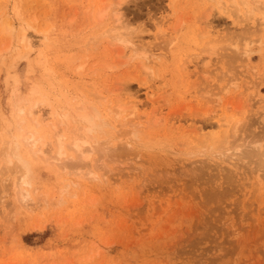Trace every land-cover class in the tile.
Segmentation results:
<instances>
[{
  "label": "rangeland",
  "instance_id": "obj_1",
  "mask_svg": "<svg viewBox=\"0 0 264 264\" xmlns=\"http://www.w3.org/2000/svg\"><path fill=\"white\" fill-rule=\"evenodd\" d=\"M231 6L0 0V146L17 129L22 136L40 128L48 145L58 132L68 141L77 128H53L55 112L84 106L104 120L86 168H73L78 160L70 153L53 162V145L43 157L22 150L29 186L18 185L15 158L0 166V264H264V156L252 154L264 151V26L260 12L245 21ZM115 24L118 38L138 39L145 52L131 60L130 46L106 33ZM21 29L29 44L19 41ZM27 45L19 60L16 47ZM144 57L147 71L136 68ZM121 99L139 103L144 135L128 140L129 125L117 126ZM230 114L239 123L224 136L216 121ZM202 135L208 149L196 143ZM19 188L28 191L26 206Z\"/></svg>",
  "mask_w": 264,
  "mask_h": 264
},
{
  "label": "bare ground",
  "instance_id": "obj_2",
  "mask_svg": "<svg viewBox=\"0 0 264 264\" xmlns=\"http://www.w3.org/2000/svg\"><path fill=\"white\" fill-rule=\"evenodd\" d=\"M230 1V0H229ZM238 1H240V3H241V6L240 7H243L244 9H245V11H243V13H241L242 12V10L241 11H239L238 10V8H237V6H236V4H238L239 5V3H238ZM251 1V0H250ZM249 1V3L247 2V0L245 1V0H231V4H232V8L234 7V9H235V11L238 13V14H242V15H244L245 16V18L243 19V20H245V21H247V20H249V19H251L250 17H251V14L252 13H254V12H257L258 14H259V12H260V14H259V18H257V19H260L259 21H260V27H262V26H264V8L262 9V7H261V5H260V8H259V6L257 5V3H260L262 0H255L254 1V5H252L251 4V2H253V1H251L250 2ZM119 4H120V2H119ZM118 4V6H120ZM118 6H114V8H116L117 10H118ZM264 7V6H263ZM114 8H112V9H114ZM229 7L227 6V9H228ZM237 8V9H236ZM107 9H110L109 7H106V9H104V11H102L101 13H99V18L101 19L102 18V16L104 15V14H106L105 12V10H107ZM226 9V11L227 12H229L228 10ZM242 9V8H241ZM260 9H262V10H260ZM115 11V12H117L116 14H115V12H114V15L113 16H115V18H114V21H115V19H116V24H121L119 21H118V19H119V17L120 16H122L120 13L121 12H119V10L118 11ZM229 10H230V8H229ZM111 11V10H110ZM119 12V13H118ZM104 13V14H103ZM116 15H117V17H116ZM253 15V14H252ZM105 16V15H104ZM103 16V17H104ZM254 16V15H253ZM235 17H237L238 18V16H237V14H235L234 15V17H233V19H232V23L234 24L235 22L236 23H241L240 21H241V19H237V18H235ZM105 18V17H104ZM239 18H240V16H239ZM255 19V18H254ZM114 23V22H113ZM236 23H235V25H236ZM116 24H115V27L113 26V27H111L110 28V30H109V32L110 31H112V32H106V33H108V35L110 34V36L111 37H113L112 39L115 41H121L122 43H123V41L125 42V45H126V49H128L129 48V46H130V52H132V54L134 55H131V53H130V55H131V57L132 58H130L131 60H133V59H135V53L136 52H145V50L144 49H142V50H144V51H142L141 50V48H139V44H140V41H138V39H136L137 41L136 42H133V40L131 41V40H128V41H125L124 40V37H123V35H122V37L123 38H118L119 37V35H120V33L118 32V30H116L115 28H116ZM114 25V24H113ZM240 25V24H239ZM7 28L9 27V26H6ZM114 28V29H113ZM10 29H11V27H10ZM128 29V28H127ZM130 29V28H129ZM132 29V28H131ZM12 30V29H11ZM116 30V31H115ZM125 30V29H124ZM131 32H132V30H130ZM125 32H127V31H125ZM134 32V31H133ZM9 33V32H8ZM112 33V34H111ZM118 33V34H117ZM121 33H123V31H121ZM263 33V32H262ZM126 34V33H125ZM127 34H132V33H130V32H127ZM107 35V36H108ZM131 37H133V36H131ZM19 38V41L23 44L24 42H26V43H28L29 44V36L27 35V33H26V29H21V31H20V37H18ZM126 38V37H125ZM111 39V40H112ZM119 39H121V40H119ZM129 39V38H128ZM131 39V38H130ZM140 40V39H139ZM115 41V42H116ZM137 42H139V44L137 43ZM119 44V43H118ZM125 45H124V47H125ZM128 46V47H127ZM247 46L248 45H245V47H244V49H243V51H241V53H242V55L244 56V57H247V55H248V53H249V50H248V48H247ZM123 47V48H124ZM17 49H18V51L19 50H21V52L19 51H17L16 50V52H17V54H15L16 55V57H20L19 58V60L20 59H22V58H26V56H28L26 53L28 52V51H30V49H31V46H29V45H27L26 46V48H25V46L23 47L24 49H21L20 47V49L18 48V47H16ZM15 48V49H16ZM141 51H140V50ZM127 51V50H126ZM136 51V52H135ZM13 52V51H12ZM127 53H128V51H127ZM140 53H138V54H136V56H137V58L141 55V57H142V59H143V56H142V54H140ZM126 54V53H125ZM22 57V58H21ZM18 58H16V59H18ZM144 61H143V63H139L138 61H140V59L139 60H137V62H138V64L136 63V61H135V64H137L136 65V68L137 69H143V68H147L146 69V71L148 70V67H150V65H151V61L150 60H148V58H146V57H144ZM140 64L142 65V64H144V65H142L143 67H140ZM137 66H139V67H137ZM143 71H145V69L143 70ZM231 84H233V85H235L234 83H230V85ZM228 85V84H227ZM227 85L226 86H221V87H227ZM222 89V88H219V89H221L222 90V92L225 90V89ZM229 88H226V91L225 92H223V93H226L227 92V90H228ZM220 90V91H221ZM219 91V90H218ZM152 92V91H151ZM215 95V94H214ZM124 99V98H123ZM122 100V99H121ZM120 100V102H121V106L118 104L117 106H115V107H119L118 108V111H116V112H113V113H115V117H116V119H118L117 120V126H118V123L120 124V122H118V121H121V125L120 126H124V125H127V127H128V125H129V127L131 128H129V129H127L126 128V134L124 135L123 134V132H120V131H118L119 129L121 130V127L120 128H118V130H117V132H120V133H122L124 136H126V138L128 139H130V140H132L131 138H137V136L138 135H140V136H142V135H144L145 133H144V131H143V129H142V127H140L143 123H142V121H141V116H143V115H140V114H138L139 113V103L136 101H127L128 103L127 104H125V106H123L124 104H122V102H124L123 100L121 101ZM22 101V100H21ZM26 101V100H25ZM119 102V103H120ZM38 103V102H37ZM36 103V105H38ZM26 104H28L27 103V101H26ZM28 106H31V105H29L28 104ZM33 107V106H32ZM31 107V108H32ZM35 107L36 106H34V109L32 108H29L28 107V109L29 110H31L32 112H34V110H35ZM38 107V106H37ZM36 107V108H37ZM19 108V109H18ZM17 108V111H18V113H20V114H23V113H25V111H24V109H23V107L21 108L20 106ZM93 108V107H92ZM29 110H28V112H29ZM92 112H91V111ZM29 112V114L27 115L29 118H30V114L32 113V112ZM128 111V112H127ZM155 110H153L152 111V113L154 114L155 112H154ZM205 111L206 110H204V113H205ZM208 111V110H207ZM206 111V112H207ZM210 111V110H209ZM27 112V113H28ZM36 112V111H35ZM211 112V111H210ZM213 113L215 112V111H212ZM73 113V112H72ZM203 113V114H204ZM142 114V113H141ZM207 115V114H206ZM205 115V116H206ZM209 115V114H208ZM207 115V116H208ZM42 116V115H41ZM54 116H58L59 117V124H56L55 123V121H54V126H52L53 128L54 127H57L56 125H58V126H63V129H64V127H65V129L67 128V125H68V123H73L75 126H76V130L75 131H68V133L70 132H73L71 135L73 136H70L69 137V140L68 141H64V135H61V134H59V132H58V130H57V132L58 133H56V134H54V138L52 137V139L54 140L53 142V144H51V145H53V147H52V151H53V149H54V153H55V156L54 157H51L52 158V160H53V162L55 161V162H58V161H61L63 158H65L66 156H67V153H70L69 155H70V157L71 158H73V157H75L77 160H78V162H76V164H72L73 166V168H75V169H82V168H86V166H89V163H87L88 161H89V159L91 158V154L93 153V151H95L96 150V146L98 145L97 143H99V142H96V137L94 138V135H95V133L96 132H98V129L99 128H101L102 127V125L104 124L103 122H104V120L102 119V116L100 115V113H99V111L98 110H92V109H87V108H85L84 106L83 107H79V108H77V109H75L74 110V114H70V112H62V113H57V112H55L54 113ZM204 116V117H205ZM209 116H211V115H209ZM208 116V117H209ZM234 116L235 115H233V114H230V115H223V117L221 118V119H219L218 121H216V126L219 128V129H221V132L224 134V136H227L228 135V132H232V133H234L235 134V132H234V130L236 129V127H237V125H238V123L239 122H236L234 119ZM202 117V116H201ZM33 118V117H32ZM54 118V117H53ZM214 118V117H213ZM34 119H35V117H34ZM33 119V120H34ZM204 119V118H203ZM21 121H23V120H25V119H20ZM32 120V121H33ZM37 120H38V122L40 123V121H42V118L41 117H39V118H37ZM31 121V122H32ZM205 121V120H204ZM16 122V121H15ZM23 123H24V121H23ZM33 123V122H32ZM39 123H37V125H35L36 123H35V121H34V125L38 128V127H40L39 125ZM71 123V124H72ZM205 124L207 123V122H204ZM19 124V123H18ZM25 124V123H24ZM209 124V123H208ZM7 125V124H6ZM20 125V124H19ZM52 125V124H51ZM204 125V124H203ZM5 126V125H4ZM26 126V125H25ZM74 126V127H75ZM139 126V127H138ZM18 127V126H17ZM21 127V126H20ZM24 126L22 125V128H23ZM73 127V126H72ZM71 127V129L70 130H72V129H75L74 127L72 128ZM125 127V126H124ZM135 127V128H134ZM136 127H138V128H136ZM7 128V127H6ZM60 128V127H59ZM123 128V127H122ZM24 129V128H23ZM32 129V128H31ZM30 129V130H31ZM56 129H58V128H56ZM7 130H9V127L7 128ZM13 130V129H12ZM15 130V129H14ZM67 130V129H66ZM122 130H124V129H122ZM128 130H130V131H128ZM20 131H21V134H22V130L21 129H17V133H15V134H9V141H7V142H5L4 140V144H3V142L1 143V146H2V148H1V150H0V159L3 161V162H1L0 163V166H2L3 164H8V165H10V164H13L15 161L17 162L16 163V166H20L21 167V169H22V174L20 175V178H19V180H21V181H18L19 183H18V185L20 184V185H22V186H24V185H26V186H29V179H27V178H29V173H30V169H29V164H30V162H28L29 160H27V158H25V156L22 154L23 153V151L22 150H24V152L26 151V149L28 150V152L29 153H31L32 154V158L33 157H36V156H38V155H41L42 157H43V150H45V149H43L44 147H45V145H47V147L46 148H48L49 147V145H48V143L46 144L45 142V140H46V138H45V132L43 133L42 132V130L39 128V129H32V131H31V133L29 134V135H27V133H25L24 135H22V136H20ZM52 131V130H51ZM202 131V127H199L198 128V132H201ZM6 134H8L7 132H5ZM9 133H11V132H9ZM24 133V132H23ZM67 133V134H68ZM128 133L130 134V135H128ZM4 134V133H3ZM50 134H51V132H50ZM74 134V135H73ZM47 136V135H46ZM49 136V135H48ZM66 136V135H65ZM68 136V135H67ZM129 136H132V137H129ZM1 137V136H0ZM7 138V137H6ZM199 138H201L200 140V143L197 141L196 143H198V144H203V147L201 146V145H199V149H202V148H206V149H208V147L206 146H204L205 144V137H204V135H202V136H200ZM198 138V139H199ZM51 139V140H52ZM128 139V140H129ZM198 139H196V140H198ZM195 140V141H196ZM50 141V140H49ZM97 141H99V140H97ZM101 141V140H100ZM67 142V143H66ZM105 142H106V140H105ZM51 143V142H50ZM250 143V142H249ZM3 144V145H2ZM100 144H101V142H100ZM125 144H126V146L128 145L129 146V143H127V142H125ZM5 145V146H4ZM50 145V146H51ZM96 145V146H95ZM250 145V144H249ZM248 145V146H249ZM252 145V144H251ZM0 146V147H1ZM4 146V147H3ZM103 146V145H102ZM254 146V145H253ZM95 147V148H94ZM201 147V148H200ZM246 147V146H245ZM257 147V146H256ZM100 148H101V146H100ZM102 148H104V147H102ZM101 148V149H102ZM194 148H196L197 149V147H196V145L194 146ZM248 148V147H247ZM258 148V147H257ZM98 149V148H97ZM250 150H248V151H250V152H253V148H249ZM51 149H49V151H50ZM103 151V150H102ZM47 153H48V151H46ZM249 152V153H250ZM243 153H245V152H243ZM31 154H29V155H31ZM98 154V153H97ZM96 154V155H97ZM242 154V153H241ZM246 154H248L247 152L245 153V155ZM254 156H256L257 155V157H258V159L259 160H262V159H260V157L262 156H264V151H260V149L259 150H257V149H254V152L252 153ZM1 156H3L2 158H1ZM103 157V156H102ZM13 158H15V160H13ZM31 158V159H32ZM68 159V158H67ZM93 159V158H92ZM11 160H13V163H10L11 162ZM49 160V159H48ZM51 160V159H50ZM96 161V160H95ZM263 161V160H262ZM18 162H19V164H18ZM64 162V161H63ZM63 162H62V164H63ZM66 162H68V161H66ZM10 163V164H9ZM45 163V162H44ZM264 163V162H263ZM92 164V163H91ZM14 165V164H13ZM69 165V164H68ZM93 165L94 164H92V169H93ZM62 167H63V169L64 168H66L65 167V164H63L62 165ZM95 168V167H94ZM16 169V171H17V169L18 168H15ZM87 169H89L90 170V168L88 167ZM87 169H85L86 171H89V170H87ZM1 171H3V170H1ZM90 172V171H89ZM89 172H87L88 174L87 175H89L90 173ZM82 173V172H81ZM1 174V173H0ZM91 175V174H90ZM89 175V176H90ZM93 175H95L94 173L92 174V177H93ZM91 177V178H92ZM102 177V176H101ZM103 177H104V175H103ZM90 178V177H89ZM90 178V179H91ZM94 178H97V177H95L94 176ZM19 187V186H18ZM20 189V188H19ZM19 199H20V202H21V204H23V206H26L25 204H26V202H27V200H28V191L27 190H24V192H23V189L21 188L20 189V191H19Z\"/></svg>",
  "mask_w": 264,
  "mask_h": 264
}]
</instances>
